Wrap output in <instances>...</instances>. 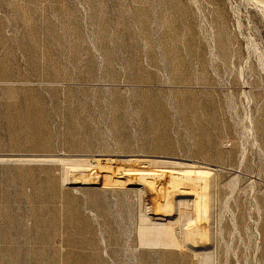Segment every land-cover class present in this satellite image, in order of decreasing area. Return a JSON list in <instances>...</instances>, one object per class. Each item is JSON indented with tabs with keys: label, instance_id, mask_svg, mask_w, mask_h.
I'll use <instances>...</instances> for the list:
<instances>
[{
	"label": "rangeland",
	"instance_id": "rangeland-1",
	"mask_svg": "<svg viewBox=\"0 0 264 264\" xmlns=\"http://www.w3.org/2000/svg\"><path fill=\"white\" fill-rule=\"evenodd\" d=\"M263 5L0 0V264H264Z\"/></svg>",
	"mask_w": 264,
	"mask_h": 264
},
{
	"label": "bare ground",
	"instance_id": "bare-ground-1",
	"mask_svg": "<svg viewBox=\"0 0 264 264\" xmlns=\"http://www.w3.org/2000/svg\"><path fill=\"white\" fill-rule=\"evenodd\" d=\"M264 6V5H263ZM44 159V158H43ZM65 159V158H64ZM1 160V159H0ZM32 160V159H31ZM40 160V159H39ZM45 160V159H44ZM48 160H54V159H48ZM71 160V159H70ZM134 160V159H133ZM135 160H136V158H135ZM32 161H35L34 159L32 160ZM203 165H199L198 167H202ZM205 166V165H204ZM155 174V173H154ZM136 175V174H135ZM138 175V174H137ZM139 175H142V177H144V178H150V177H148L149 175H150V173L149 172H147V170H139ZM152 175V174H151ZM141 177V176H140ZM120 183V182H119ZM198 207L200 208V210L202 211L203 210V212H204V210L205 209H203L204 208V205H203V202L201 201V203L199 202L198 203ZM206 211V210H205Z\"/></svg>",
	"mask_w": 264,
	"mask_h": 264
}]
</instances>
